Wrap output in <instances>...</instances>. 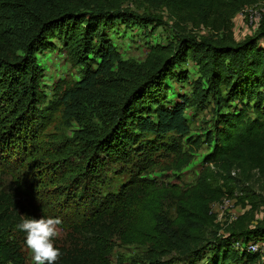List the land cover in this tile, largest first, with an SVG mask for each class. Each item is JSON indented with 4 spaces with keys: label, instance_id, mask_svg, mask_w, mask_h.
I'll return each mask as SVG.
<instances>
[{
    "label": "trees",
    "instance_id": "trees-1",
    "mask_svg": "<svg viewBox=\"0 0 264 264\" xmlns=\"http://www.w3.org/2000/svg\"><path fill=\"white\" fill-rule=\"evenodd\" d=\"M149 1L170 9L178 23L204 25L214 39L180 38L155 70L124 91L111 119L99 113L102 124L108 121L102 131L88 133L91 136L76 146L53 147L46 141L51 108L43 106L47 94L37 55L52 50L53 39L60 40L70 60L86 74L78 90L63 94L67 104L115 62L107 25L122 21L151 26L152 19L129 12H77L57 4L37 16V31L21 55L0 52V264H27L26 234L16 229L22 215L62 218L61 235L54 238L63 253L58 264H113L117 244L159 243L161 228L154 220L158 205L151 193L161 187L148 172L160 153L176 148L165 138L184 137L189 131L185 109L191 101L186 96L169 101L163 89L166 80L187 78L189 61L199 73L196 99L211 98L214 106L207 164L216 165L222 175L245 167L264 180V34L237 43L232 24L256 0ZM83 150L84 166L73 167L71 161ZM118 177L127 179L117 183ZM235 190L232 182L208 169L194 210L209 226L214 217L207 223L205 216L211 204L223 198L253 203L248 190H243L244 197L235 196ZM196 237H185L190 240L188 250L197 245ZM249 239L264 240V221ZM261 256L245 248L237 252L225 243L212 250L206 264H254Z\"/></svg>",
    "mask_w": 264,
    "mask_h": 264
},
{
    "label": "rangeland",
    "instance_id": "rangeland-1",
    "mask_svg": "<svg viewBox=\"0 0 264 264\" xmlns=\"http://www.w3.org/2000/svg\"><path fill=\"white\" fill-rule=\"evenodd\" d=\"M57 4L77 12H129L150 17L154 25L140 27L124 25L122 21L107 25V39L114 49L115 62L67 104L62 100L63 94L72 89L78 90L79 82L85 79L86 74L70 60L60 40L53 39L55 47L37 55V62L44 71L43 85L47 94L43 106L51 108L47 112L50 114L44 133L46 141L53 147L66 143L76 146L81 138L91 136L88 133L101 132L108 121L102 124L99 113L111 119L124 91L155 70L180 38L194 37L207 41L215 37L204 25L196 28L189 22L178 23L170 9L149 0H0V52H6L9 57L13 53L21 55L27 39L37 31V16L47 13ZM232 24L233 38L237 43L264 34V0H256L255 4L245 7L233 18ZM92 67L95 69V65ZM186 67L185 80H166L163 89L169 101L179 96H186L191 101L185 109L189 131L184 137L169 134L165 142L173 143L176 148L170 153H160L148 172V177L154 178L161 187L151 193L154 205H158L154 220L161 228L158 231L159 243L117 244L111 256L113 264H206L212 250L225 243L237 252L243 248L253 252L249 248L253 245L256 252L264 255V240L256 242L249 239L250 232L264 221V180L245 167H235L230 173L222 175L216 165L207 164L211 153L209 141L215 118L214 106L211 98L206 101L196 99L200 84L198 68L190 61ZM86 154L83 150L71 161L73 167L84 166ZM208 169L218 179L225 177L232 182L236 188L235 196L244 197L243 190H248L249 197L254 200L252 204H240L238 200L223 198L211 204L210 212L205 216L207 223L209 216L214 217L213 224L209 226L202 220L201 213L194 210L199 183ZM126 179L118 177L116 182L123 183ZM60 235L58 231L57 236ZM189 235L197 236V245L188 250L190 240L185 237ZM25 257L27 264H34L28 249L25 250ZM263 262L264 259H260L254 264ZM230 264L246 263L232 260Z\"/></svg>",
    "mask_w": 264,
    "mask_h": 264
},
{
    "label": "clouds",
    "instance_id": "clouds-1",
    "mask_svg": "<svg viewBox=\"0 0 264 264\" xmlns=\"http://www.w3.org/2000/svg\"><path fill=\"white\" fill-rule=\"evenodd\" d=\"M62 223L60 217L21 216L16 229L26 234L24 243L34 264H58V258L62 257L63 253L54 246V238L57 236L58 227ZM261 259H264V255L261 256Z\"/></svg>",
    "mask_w": 264,
    "mask_h": 264
},
{
    "label": "built area",
    "instance_id": "built-area-1",
    "mask_svg": "<svg viewBox=\"0 0 264 264\" xmlns=\"http://www.w3.org/2000/svg\"><path fill=\"white\" fill-rule=\"evenodd\" d=\"M249 248L252 249L253 252H255V250H256L255 246H253V245H249ZM253 249H255V250H253Z\"/></svg>",
    "mask_w": 264,
    "mask_h": 264
}]
</instances>
